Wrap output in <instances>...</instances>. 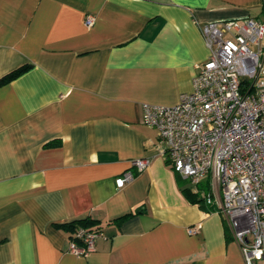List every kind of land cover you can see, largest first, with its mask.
Wrapping results in <instances>:
<instances>
[{
	"label": "crops",
	"instance_id": "obj_1",
	"mask_svg": "<svg viewBox=\"0 0 264 264\" xmlns=\"http://www.w3.org/2000/svg\"><path fill=\"white\" fill-rule=\"evenodd\" d=\"M245 16L264 21V0H0V78L30 65L0 86V264H244L225 216L183 195L142 107L192 90L199 25ZM84 219L99 237L76 257L59 225Z\"/></svg>",
	"mask_w": 264,
	"mask_h": 264
},
{
	"label": "built area",
	"instance_id": "obj_2",
	"mask_svg": "<svg viewBox=\"0 0 264 264\" xmlns=\"http://www.w3.org/2000/svg\"><path fill=\"white\" fill-rule=\"evenodd\" d=\"M93 23L92 16L84 20L87 28ZM199 31L209 56L192 90L172 107L143 105L142 123L157 132L168 167L225 216L243 263L264 262V21L245 16L201 24ZM149 163L130 166L141 172ZM132 177L122 173L115 187ZM207 179L212 190L204 195L198 185ZM98 237L95 227H78L68 252L87 257Z\"/></svg>",
	"mask_w": 264,
	"mask_h": 264
},
{
	"label": "trees",
	"instance_id": "obj_3",
	"mask_svg": "<svg viewBox=\"0 0 264 264\" xmlns=\"http://www.w3.org/2000/svg\"><path fill=\"white\" fill-rule=\"evenodd\" d=\"M30 65H23L12 72L6 74L2 78H0V86L6 83H9L10 81L14 80L18 76L25 73L27 70H29ZM182 193L185 196V198L192 204H198L203 210L206 212H211L212 207L204 205V199L199 194H194L190 191V189H182ZM208 193L204 191V195H207ZM94 224V222L90 221L89 219H84L80 221H75L68 224H61L59 227L67 230V231H74L78 227H91Z\"/></svg>",
	"mask_w": 264,
	"mask_h": 264
}]
</instances>
